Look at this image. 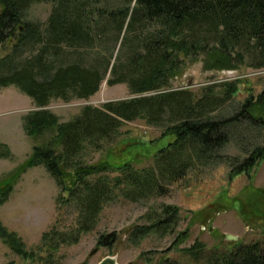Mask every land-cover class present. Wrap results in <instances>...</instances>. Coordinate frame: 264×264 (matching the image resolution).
Returning a JSON list of instances; mask_svg holds the SVG:
<instances>
[{"label":"trees","instance_id":"1","mask_svg":"<svg viewBox=\"0 0 264 264\" xmlns=\"http://www.w3.org/2000/svg\"><path fill=\"white\" fill-rule=\"evenodd\" d=\"M36 2L53 3L46 23L26 17ZM6 44L7 54L0 56V87L15 85L40 107L25 117L30 137L54 134L45 144L34 145L27 160L0 181V204L26 169L43 165L60 188L58 200L78 212L70 228L62 230L55 224L44 233L46 246L55 249L62 243H77L95 228L115 187L125 185V194L133 200L165 195L169 183L218 159L242 123L264 128V91L239 100L231 114H214L240 95L238 79L208 85L200 95L172 86L187 57L203 55L207 69H236L243 62L264 68V0H0V52ZM104 81L125 83L135 96L101 107L85 106L68 121L46 108L53 99L87 98ZM138 118L162 127V136H174L154 154L152 166L139 171L129 162L114 167L109 161H82L86 148L101 149L103 140L112 141L124 122ZM245 147L246 156L229 157L230 178L264 160V145ZM8 156L9 150L0 151V157ZM115 170L120 171L118 177L99 176ZM178 219V208L164 205L149 224L136 225L130 238L138 240L152 231L173 233ZM181 235L187 238L188 232ZM0 238L24 259L37 257L1 219ZM115 238V232L101 234L99 244H111ZM179 254L147 261L264 264V236L210 248L197 238Z\"/></svg>","mask_w":264,"mask_h":264},{"label":"rangeland","instance_id":"2","mask_svg":"<svg viewBox=\"0 0 264 264\" xmlns=\"http://www.w3.org/2000/svg\"><path fill=\"white\" fill-rule=\"evenodd\" d=\"M52 7V2H36L27 10L26 17L46 23ZM119 47L120 43L116 51ZM7 51L6 44L0 56ZM203 57L185 58L181 73L172 79V86L188 88L200 95L208 85L238 79L240 95L214 114L223 111L231 114L239 100L264 91V68H252L243 62L236 69H207ZM133 96L125 83L108 85L104 81L87 98L53 99L46 108L61 121H68L85 106L101 107L106 102ZM39 108L17 86L0 87V151L9 150L8 157H0V181L27 160L34 145L45 144L53 136L50 131L38 138L27 134L25 117ZM163 130L144 118L126 121L116 130L112 141L103 140L101 149L89 146L81 159L86 164L109 161L114 167L129 162L134 169L142 171L152 166L154 154L173 140L174 136H162ZM256 144L264 145V128L247 121L240 125L218 159L196 166L184 178L169 183L167 194L133 200L125 194V185L115 187L113 196L100 211L95 228L83 233L77 243H62L57 249L46 246L44 233L51 231L55 224L62 230L70 228L78 212L73 205L58 200L60 188L47 169L43 165L32 166L21 174L9 197L0 204V219L4 226L21 236L28 249L37 252V257L24 259L0 238V264H100L108 257L114 258L117 264H155L147 258L153 257L156 262L166 254L181 255L179 249L190 246L197 238L209 248L261 240L264 236V160L247 173L229 176V157H244L248 153L242 148ZM118 175V170L99 174L108 178ZM164 205H173L179 210L175 231H152L138 240L131 239L132 229L149 224ZM184 231L188 232L187 238L181 235ZM112 232L116 234L114 242L99 244L101 234ZM178 234L182 240L174 245Z\"/></svg>","mask_w":264,"mask_h":264},{"label":"water","instance_id":"3","mask_svg":"<svg viewBox=\"0 0 264 264\" xmlns=\"http://www.w3.org/2000/svg\"><path fill=\"white\" fill-rule=\"evenodd\" d=\"M100 264H117L112 257H108L105 260H103Z\"/></svg>","mask_w":264,"mask_h":264}]
</instances>
